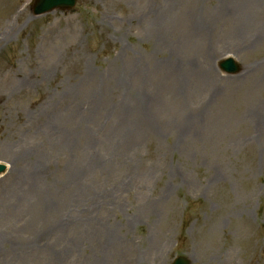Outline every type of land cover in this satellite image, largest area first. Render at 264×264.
Wrapping results in <instances>:
<instances>
[{"label": "rangeland", "instance_id": "obj_1", "mask_svg": "<svg viewBox=\"0 0 264 264\" xmlns=\"http://www.w3.org/2000/svg\"><path fill=\"white\" fill-rule=\"evenodd\" d=\"M29 4L0 0V264H264V0Z\"/></svg>", "mask_w": 264, "mask_h": 264}, {"label": "water", "instance_id": "obj_2", "mask_svg": "<svg viewBox=\"0 0 264 264\" xmlns=\"http://www.w3.org/2000/svg\"><path fill=\"white\" fill-rule=\"evenodd\" d=\"M75 3V0H41V4H37L39 6L37 11L42 12L46 10H51L54 7H72ZM5 166L0 164V171L4 170ZM174 264H188V261L184 258H178Z\"/></svg>", "mask_w": 264, "mask_h": 264}]
</instances>
